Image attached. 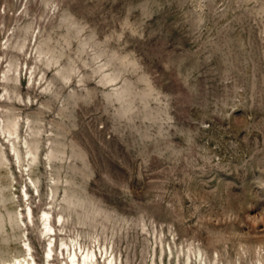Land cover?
<instances>
[{"label": "rangeland", "instance_id": "1", "mask_svg": "<svg viewBox=\"0 0 264 264\" xmlns=\"http://www.w3.org/2000/svg\"><path fill=\"white\" fill-rule=\"evenodd\" d=\"M63 241L264 264V0H0V264Z\"/></svg>", "mask_w": 264, "mask_h": 264}, {"label": "bare ground", "instance_id": "2", "mask_svg": "<svg viewBox=\"0 0 264 264\" xmlns=\"http://www.w3.org/2000/svg\"><path fill=\"white\" fill-rule=\"evenodd\" d=\"M3 130H4V128H2V131ZM6 132L8 133V136L12 137L9 140V142H10V145H11V150L15 152V148L16 147L14 146V141H13L14 138L17 136V133H16V121L15 120L11 121V123L8 124ZM42 224H43V229L42 230H44L46 235L47 234L50 235V234L53 233V227L48 221V212H44V214L42 216ZM41 232H43V231H41ZM50 239L48 240L49 244H48V251H47V254H46V259H48V257L49 258L52 257V255H51V253H52V248H51L52 242L50 241ZM71 241H69V242H71ZM74 241H76V240H74ZM61 245L63 246V248H65L66 254H67V260L64 262V264H96L95 263L96 256H95V252L94 251L89 250V249L80 250V246H79L78 248L76 247L78 249V251H79V253H78V252H76L75 246L73 247L74 242L72 244H70V243H67V242L63 241L61 243ZM29 248H30L29 244H27L25 242L24 243V253L25 254L22 257V260L15 259V263L14 264H35V261L33 260V258L29 254ZM47 262H49V261H47ZM258 262H259V264H261L260 261H258ZM105 264H114V263H113L112 259H108V257H106Z\"/></svg>", "mask_w": 264, "mask_h": 264}]
</instances>
